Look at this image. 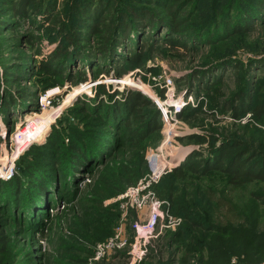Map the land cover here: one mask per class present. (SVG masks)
Returning a JSON list of instances; mask_svg holds the SVG:
<instances>
[{
	"label": "rangeland",
	"instance_id": "374dc122",
	"mask_svg": "<svg viewBox=\"0 0 264 264\" xmlns=\"http://www.w3.org/2000/svg\"><path fill=\"white\" fill-rule=\"evenodd\" d=\"M70 1L58 0L56 19L51 23H39L38 26L39 17L36 16L21 24L20 29L31 38V43L23 44L19 32L3 30L0 34V106L4 100L11 99L15 100V106L20 104L18 90L24 89L31 95L28 108L23 110L28 111L36 106L39 91L53 86L56 93L50 100L61 110L53 123L60 120L57 123L60 133L55 128L58 135L51 144L46 143L52 132L50 128L45 138L36 143L39 146L46 143L53 152L52 158L56 155L53 166H49L51 157L31 150L32 144L15 161L20 166L25 160L39 163L41 170L53 168L57 189L51 196H57V200L50 205L52 210L49 207L47 213L34 214V220L13 207L0 211V264H89L94 246L108 238V233L118 222L120 207L114 198L126 186L149 173L145 155L162 140L160 129L139 141L130 137L126 125L131 124L135 129L141 122L138 118L143 119V113L149 115L157 110L149 95L152 92L162 95L165 75L170 77L175 93L190 92L194 98V105L184 107L182 115L187 116L179 118L175 136L186 158L191 154H199L202 159L213 158L212 150L229 140L240 143L249 163L258 160L255 153L264 152V122H258L251 112L236 117L225 110L227 101L234 100L238 91L247 93L251 106L264 97V63H257L264 60V9L244 30L223 41L206 43L202 39L214 27L204 29L206 14L218 11L228 0H166L167 8L177 10L176 21L183 23L185 20L182 37L186 47H163L162 56L146 61V70H132L140 81L132 77L126 84L105 81L108 78L121 80L132 71L116 76L110 63L102 65L99 62V67L85 64L74 70L73 82L55 78L51 79L55 80L53 84L36 68L42 56L56 47L64 24L68 25ZM257 1L249 0L247 10H236L243 14L242 20L234 10L232 23L236 19L243 23L244 14L250 15L256 9ZM231 3L233 7L240 5L237 0H231ZM155 5L147 7L159 15L170 16L167 9ZM200 32L203 36L199 37ZM166 34L165 30L158 32L160 39ZM97 42L93 38L89 45L95 46ZM249 60L253 61L250 67ZM19 65L25 68L24 71L30 69L28 80L14 81L21 72ZM211 67L214 74L213 82H210L212 88L206 94V83L197 80L196 72ZM82 73H90L87 80L81 81ZM217 80L219 82L215 83ZM90 82H96V85L88 86ZM100 85L104 86L101 88ZM83 88L86 91H81ZM128 91L140 92L151 104L137 112L139 117H135L136 112L132 113L130 122L122 125L118 119L110 120L104 109L107 104L122 101ZM15 106L8 115V124L0 112V149L9 148L10 136L19 125L17 117L21 111L15 110ZM50 113L34 111L29 119L38 121L48 118ZM71 136L77 138L76 142L95 150L102 159L105 157L104 161L84 174L66 170L63 152ZM195 136L202 140H195ZM184 173V178L173 172L165 174L154 186L156 195L168 201L170 211L182 216V222L176 229L163 230L155 236L140 264H263L264 181L233 185L228 183V176L219 171H210L203 176L188 170ZM118 254L97 264H125L122 259L125 255Z\"/></svg>",
	"mask_w": 264,
	"mask_h": 264
},
{
	"label": "trees",
	"instance_id": "16d2710c",
	"mask_svg": "<svg viewBox=\"0 0 264 264\" xmlns=\"http://www.w3.org/2000/svg\"><path fill=\"white\" fill-rule=\"evenodd\" d=\"M237 1L240 5L233 7L231 0H228L227 4L219 8L218 11L214 10V12L206 14L205 23L203 24L204 29H209L208 27L211 25L214 27L210 33L204 35L202 39L204 42L216 43L225 40L236 32L244 30L259 12H263L264 0H258L255 3L256 9L252 10L250 15L249 13L247 15L244 14L243 23L237 22L238 19H236L233 24L232 12L234 10L237 17L239 16L242 20L243 14H238L236 10H241V8L243 10L249 9V0ZM57 4L58 0H0V34L3 30L19 32L23 44L31 43V38L23 32L24 30L20 29L21 24L30 17L36 16L39 17V20L36 21L38 26L39 23L44 25L55 21ZM150 5L167 9L166 13L170 16L157 14L156 10L147 7ZM167 7L168 2L166 0H71L68 3V25H66L67 23L64 24L65 27L59 31L56 47L42 56L36 69L41 72V76L45 75L53 84L55 80L51 79L55 78L60 81L68 80L73 82L74 70L79 69L81 65L85 66V64L89 67L92 65L99 67V62L102 65L110 63L109 66L111 69L114 68L116 76H121L136 68L146 70V61L162 56L163 47L168 46L167 48L171 49H176L180 46L186 47L182 37V33L185 31L182 24L185 23V20L183 23L181 21L177 22V10ZM159 30H165L167 36L160 39L158 36ZM199 34V37L203 36L201 32ZM93 38H96L98 42L95 46H90L89 42ZM252 63L253 61L249 60V67ZM257 63L263 64L264 60ZM19 68L21 72L16 75L14 81L28 80L30 69L24 71L25 68L20 65ZM90 73L80 74L81 81L87 80ZM196 74L198 81H201L202 84L206 83L204 92L207 94L212 88L210 82H213V67L197 71ZM91 75L93 74L91 73ZM130 77L132 76L127 75L121 80L108 78L105 81L126 84ZM220 79L218 80L220 81ZM218 80L215 83L219 82ZM91 85L90 82L88 86ZM103 86L100 85L99 87L102 88ZM52 87L48 86L39 92L42 93ZM84 90L86 91L84 88L81 91ZM18 91H20L18 93L20 104L16 103L15 106V100L11 99L4 100L0 106V112L6 124L10 123L8 115L14 106L15 110L19 108V110L23 111L28 108L29 102H31L29 93L25 92L24 89ZM242 92L238 91L234 100L227 101L225 110L231 111L236 117L241 113L251 112L258 122H264V97L261 96L259 102L251 106V104H248L247 93L245 94L244 90ZM36 96L33 97V100ZM145 97L140 92L128 91L123 96L122 101H115L112 104L105 105L104 111L106 115L109 114L108 118L110 120L118 119L122 125H126L130 122L132 113L136 112V114L134 113L135 117H139L140 115H137V112H141L143 107L151 104ZM101 103L100 106L102 107ZM155 107L157 110L153 111V113H149V115L143 113V119L138 118L141 122L135 129H133L131 124L126 125L132 139L145 140L151 133L159 129L160 112L156 105ZM185 108H190V106L188 105ZM185 108L179 114V117L184 118L187 116L182 115ZM58 122L60 120L55 125L52 124V132L48 135L46 143L51 144L56 135H58L54 132L55 128L59 132ZM194 139L201 141L202 137L195 136ZM76 141L77 138L72 137L67 140V144L64 146L63 156L66 170L84 174L89 169H92V166L101 164L104 161L105 157L102 159L101 155L95 153V150ZM46 143L40 146L33 143L31 150L51 157L52 162L49 166H53L56 155L52 158L53 152L47 148ZM53 144L56 145L55 143ZM239 145L240 143L237 141H225L220 147L212 150L213 158L206 157L202 159L199 154H191L180 166L174 168L171 172L184 178L186 170L197 176L206 175L210 171H219L226 174L228 183H233V185H241L254 180L264 181V152L255 153V155H258V160L249 163V159L243 156L245 150H242ZM16 165L17 170L19 169L22 174L18 170L19 172L17 171L11 180H0V211L13 207L16 211H24L23 213L28 218L34 220V214L47 213L53 201L57 200V196L53 195V198L51 196L57 189L55 174L52 171L54 169L41 170L39 163H31V161L27 162L26 160L21 166L18 162ZM83 169L86 171L82 172ZM138 179L132 184L136 183ZM2 192L6 193V196H2ZM22 194H24L23 197L21 196ZM171 212L175 214L172 209ZM116 216L118 218V213ZM113 228L108 235L112 233Z\"/></svg>",
	"mask_w": 264,
	"mask_h": 264
},
{
	"label": "built area",
	"instance_id": "2783aa9c",
	"mask_svg": "<svg viewBox=\"0 0 264 264\" xmlns=\"http://www.w3.org/2000/svg\"><path fill=\"white\" fill-rule=\"evenodd\" d=\"M135 71L141 72L139 69ZM135 71L127 75L139 80L134 76ZM148 76H150L149 73ZM164 82L165 91L163 90L161 96L156 94L155 96L153 92L152 95L148 94L159 109V129L162 134L160 143L155 148H150L145 155L149 173L114 198L120 207L118 222L109 237L94 246L89 264H97L107 260L113 254L119 255L118 253H121V256L125 255V257L122 256L125 264H140L147 255L155 236L163 230L176 229L182 222L180 216L170 211L168 201L156 195L154 186L163 175L180 166L186 158L175 136L177 123H180L179 114L185 106L194 105V98L190 92L175 93L168 75H165ZM95 83L91 86H95ZM55 93L54 88L47 89L38 95L34 108L31 107L28 111L19 110L21 111L17 117L19 125L10 136V146L8 149L5 147L0 149V180H11L17 173L15 161L18 156L25 148L33 143L41 142L47 135L61 111L58 109L59 106H53L50 100ZM45 110L51 112L48 118L38 121L29 119L32 112L42 113ZM6 155L7 158H5ZM50 209L52 210V207Z\"/></svg>",
	"mask_w": 264,
	"mask_h": 264
},
{
	"label": "bare ground",
	"instance_id": "6f19581e",
	"mask_svg": "<svg viewBox=\"0 0 264 264\" xmlns=\"http://www.w3.org/2000/svg\"><path fill=\"white\" fill-rule=\"evenodd\" d=\"M133 87H137V86L133 85ZM140 89H141V88H140ZM147 91H148V90H147ZM46 111H47V110H45V111H43V112H46ZM36 112H37V111H36ZM43 112H42V113H43ZM38 113H39V112H38ZM42 113H40V114H42ZM6 160H7V159H6Z\"/></svg>",
	"mask_w": 264,
	"mask_h": 264
}]
</instances>
